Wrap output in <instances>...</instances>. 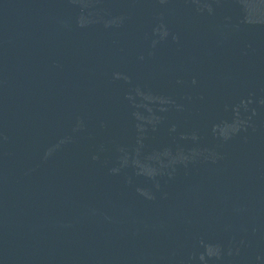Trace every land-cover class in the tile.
Returning a JSON list of instances; mask_svg holds the SVG:
<instances>
[{
    "label": "water",
    "instance_id": "obj_1",
    "mask_svg": "<svg viewBox=\"0 0 264 264\" xmlns=\"http://www.w3.org/2000/svg\"><path fill=\"white\" fill-rule=\"evenodd\" d=\"M142 264H264V219L187 250Z\"/></svg>",
    "mask_w": 264,
    "mask_h": 264
}]
</instances>
